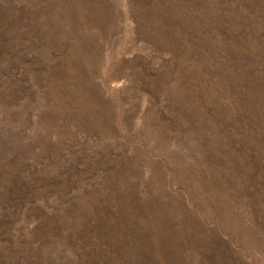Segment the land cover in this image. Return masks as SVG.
Listing matches in <instances>:
<instances>
[{
  "label": "rangeland",
  "instance_id": "obj_1",
  "mask_svg": "<svg viewBox=\"0 0 264 264\" xmlns=\"http://www.w3.org/2000/svg\"><path fill=\"white\" fill-rule=\"evenodd\" d=\"M0 264H264V0H0Z\"/></svg>",
  "mask_w": 264,
  "mask_h": 264
}]
</instances>
